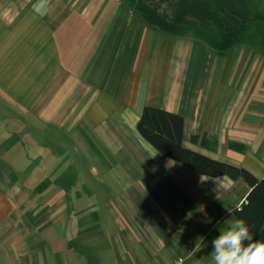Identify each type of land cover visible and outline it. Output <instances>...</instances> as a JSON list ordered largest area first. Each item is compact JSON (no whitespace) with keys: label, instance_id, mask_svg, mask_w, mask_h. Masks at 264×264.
Masks as SVG:
<instances>
[{"label":"crops","instance_id":"0c3cea01","mask_svg":"<svg viewBox=\"0 0 264 264\" xmlns=\"http://www.w3.org/2000/svg\"><path fill=\"white\" fill-rule=\"evenodd\" d=\"M203 2L0 0V264H213L248 187L136 131L177 113L185 147L264 177V31L231 41Z\"/></svg>","mask_w":264,"mask_h":264},{"label":"trees","instance_id":"16d2710c","mask_svg":"<svg viewBox=\"0 0 264 264\" xmlns=\"http://www.w3.org/2000/svg\"><path fill=\"white\" fill-rule=\"evenodd\" d=\"M237 38V34L234 36ZM139 136L157 152L174 162L184 165L195 173L209 177H227L232 181L240 180L249 189L243 202L231 212L237 221L243 220L255 239L264 241V177L258 179L244 168L227 162L218 161L183 144L184 118L162 108L145 106L136 124ZM191 143H200L201 147L216 150V139L193 135ZM228 148L240 153L245 145L228 143Z\"/></svg>","mask_w":264,"mask_h":264},{"label":"clouds","instance_id":"9594fccd","mask_svg":"<svg viewBox=\"0 0 264 264\" xmlns=\"http://www.w3.org/2000/svg\"><path fill=\"white\" fill-rule=\"evenodd\" d=\"M211 247L213 264H264V241L255 239L243 220L220 230Z\"/></svg>","mask_w":264,"mask_h":264},{"label":"rangeland","instance_id":"374dc122","mask_svg":"<svg viewBox=\"0 0 264 264\" xmlns=\"http://www.w3.org/2000/svg\"><path fill=\"white\" fill-rule=\"evenodd\" d=\"M202 2V0H192L193 6L197 8H202ZM203 3L204 6L210 7L213 12L221 14V19L226 21V30L230 25L229 40H235L234 36L238 35L240 27V32L242 28L247 30L246 35L242 38L243 43L250 45L257 44V39L259 42L261 41L259 37L251 36L254 33L251 34L250 32L251 30L264 31V0H204ZM182 4L184 3L182 2ZM233 199L235 197L232 198V201Z\"/></svg>","mask_w":264,"mask_h":264},{"label":"built area","instance_id":"2783aa9c","mask_svg":"<svg viewBox=\"0 0 264 264\" xmlns=\"http://www.w3.org/2000/svg\"><path fill=\"white\" fill-rule=\"evenodd\" d=\"M179 262H182V260H181V259H179Z\"/></svg>","mask_w":264,"mask_h":264}]
</instances>
